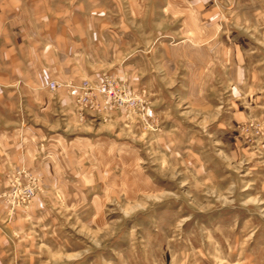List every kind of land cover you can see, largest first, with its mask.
Returning <instances> with one entry per match:
<instances>
[{"label":"rangeland","instance_id":"374dc122","mask_svg":"<svg viewBox=\"0 0 264 264\" xmlns=\"http://www.w3.org/2000/svg\"><path fill=\"white\" fill-rule=\"evenodd\" d=\"M132 2H102L130 48L92 65L65 55L80 2L0 0V88L73 148L6 174L0 264H264V0Z\"/></svg>","mask_w":264,"mask_h":264},{"label":"crops","instance_id":"0c3cea01","mask_svg":"<svg viewBox=\"0 0 264 264\" xmlns=\"http://www.w3.org/2000/svg\"><path fill=\"white\" fill-rule=\"evenodd\" d=\"M75 1L80 2L81 8L78 11L74 10L76 15L73 13L71 17H79L81 24H74L73 22L70 26L64 25L63 28L65 33V55L73 59L70 63H74V59H76L82 64L101 65L105 62L114 63L105 60L107 58L114 59L119 57L122 60V52L115 53L114 50L130 48L127 41H123L125 44H122L121 32L123 31L114 30L117 29L115 25L102 24V18L108 15L102 2L115 0ZM129 1H133V5L131 4L128 12L130 16H135L137 0ZM99 6L103 7V9ZM108 11L110 12L109 9ZM113 14L111 12V16ZM115 15L117 16L118 14ZM128 31L133 32L130 29ZM128 55L129 53L123 57H128ZM121 60L116 62L119 63ZM24 93V91H10L7 88H0V195L7 191L5 176L9 171L25 168L42 178V182L46 178L52 181L58 175V159L64 157L66 164L67 156L73 152L72 141L68 142L65 138L57 141V138L53 137L55 135H47L45 132L43 134L35 128L25 127L23 114L20 116L15 114V110H18L19 107L25 109V100H18L17 102L19 103L15 106V101L10 99L24 96ZM36 93L39 94H34V97L40 95L39 91ZM10 102L12 105H10ZM34 103L31 106L27 105V107L29 109L32 108L31 111L34 113L35 118H48V120H44L49 123L51 110L55 109V106L48 104L47 108L46 106H41L40 101H34ZM29 128L33 130L32 133ZM57 142L60 145L59 148L57 147ZM2 207L3 203L0 199V208ZM15 220H19V217L16 216ZM6 225L9 226V224ZM0 229L3 230V227L1 226ZM2 233L8 237L6 231L4 232L3 230Z\"/></svg>","mask_w":264,"mask_h":264},{"label":"built area","instance_id":"2783aa9c","mask_svg":"<svg viewBox=\"0 0 264 264\" xmlns=\"http://www.w3.org/2000/svg\"><path fill=\"white\" fill-rule=\"evenodd\" d=\"M30 182H28L26 185H24V187L22 188V190H18V192H20L23 197H26L27 198L29 196H32L33 193H34L33 186H32V184H30ZM15 192H16V190H14V193Z\"/></svg>","mask_w":264,"mask_h":264}]
</instances>
